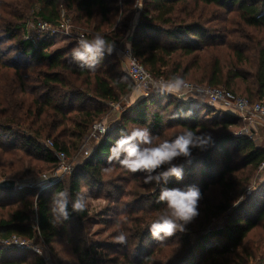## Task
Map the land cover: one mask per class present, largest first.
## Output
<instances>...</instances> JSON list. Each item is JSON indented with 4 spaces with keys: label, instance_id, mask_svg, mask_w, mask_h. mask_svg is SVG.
<instances>
[{
    "label": "trees",
    "instance_id": "1",
    "mask_svg": "<svg viewBox=\"0 0 264 264\" xmlns=\"http://www.w3.org/2000/svg\"><path fill=\"white\" fill-rule=\"evenodd\" d=\"M135 1L0 0V181L57 168L59 160L46 141L70 156L109 104L136 88L115 54H106L92 71L72 59L75 40L49 50L53 38L24 39L27 19L37 8L38 20L59 26L64 5L78 24L100 31L114 45L129 35L135 56L156 78L179 75L196 85L225 87L251 103L264 102V0H143L132 29ZM119 2L124 8L118 19ZM216 108L168 93L142 97L122 111L91 154L58 183L40 193L19 185L0 188V240L13 235L33 239L38 233L52 248L64 245L66 254H55L57 264L264 262V205L255 211L248 207V188L264 162V148L235 133L240 118L215 114ZM203 111L211 117L202 118ZM133 127L148 128L157 142L186 129L211 133L215 140L206 151L194 149L190 164L184 158L176 161L185 164L183 179L173 176L167 186L198 187L200 215L186 231L164 241L148 230L165 208L157 202L164 185L144 183L145 173H129L108 162L121 129ZM141 185L151 190L137 194ZM85 186L109 201L102 220L109 241L100 245L89 239L88 210L75 213L70 203L69 218L51 222L54 193L66 191L72 200ZM120 230L126 243L114 240ZM254 233L261 237L260 250L251 240ZM0 264L46 263L34 252L8 250L0 243Z\"/></svg>",
    "mask_w": 264,
    "mask_h": 264
},
{
    "label": "clouds",
    "instance_id": "2",
    "mask_svg": "<svg viewBox=\"0 0 264 264\" xmlns=\"http://www.w3.org/2000/svg\"><path fill=\"white\" fill-rule=\"evenodd\" d=\"M114 49V44L109 43L100 33L95 34L91 39L80 36L77 46L71 50V57L82 69L94 71L100 60L106 54L111 55ZM151 83L161 94L178 96L187 87L184 79L179 75L171 76L167 81H151ZM185 115L190 116L191 111L189 110ZM214 144L215 140L211 133L198 134L186 129L171 139L157 142L148 128L133 127L121 129L119 137L110 146L109 164L116 162L129 173H145L144 183L155 182L164 185L160 189L157 202L164 204L165 208L148 228L154 239L164 241L178 231H186V226L200 215L199 202L202 199V192L198 187H168L167 184L173 176L178 180L183 179L185 164L176 163L179 158H184L190 164L194 149L206 151ZM70 203L73 212L84 213L89 205L86 191L77 192L72 200L66 191L54 193L50 203L53 224L69 218ZM120 223L121 220L118 218L117 224ZM114 240L117 243H126V233L123 230L118 231Z\"/></svg>",
    "mask_w": 264,
    "mask_h": 264
},
{
    "label": "rangeland",
    "instance_id": "3",
    "mask_svg": "<svg viewBox=\"0 0 264 264\" xmlns=\"http://www.w3.org/2000/svg\"><path fill=\"white\" fill-rule=\"evenodd\" d=\"M121 4L122 3L119 2L120 12H119L118 19L121 17L122 9L124 8L123 5ZM142 7H143V0H136L135 3L133 4V8L135 11L131 14V20L129 22L132 29L139 19V11L142 9ZM62 8H65L68 14V17L70 18V34L64 35L63 33H60L56 37H54L52 45L48 48L49 50L60 48L74 40L78 42V38H79L78 35L80 34H85V36H88L87 39H91L97 33L101 34L100 31H96L92 27H86V26L78 24L74 19V15L72 13H68V10L66 9L64 5H60V9ZM37 11H38V8L30 12V17L29 19H27V24L25 26V29L23 30V37L24 35L26 36L28 34L27 30H29L30 33L33 35L37 34V30H35L37 29L36 23L38 20L37 19L38 17H36ZM128 37L129 35H127L124 39L119 41V43L114 45L115 49L112 53L116 55L117 59L120 62V66L122 69H124L123 62L125 59L124 57L125 50L131 46L130 40L128 39ZM186 82H191L195 84L192 81H186ZM142 93L143 91L140 88H135V90L132 93L121 98L119 102L109 104L108 112L104 115L102 119H99L96 122L104 123L109 128L112 127L113 124H115L116 122L120 120L121 113L123 110H125L128 107L133 106L139 99L143 97ZM176 96L179 98L178 95ZM199 101L202 102V100L200 99ZM221 112H227L237 117L232 112L227 111L226 109L220 108L217 106L214 113L219 114ZM210 115L211 114H208V111L207 112L203 111L201 113L202 118H206V116H210ZM245 127H246L245 123L241 119H239V126L237 129H235V133L246 135V132L244 131ZM91 129L92 127L90 128L86 137L83 139L79 149L73 150L70 156H68V160L73 166V168L77 166L78 164H80L85 158L89 156L87 155V152L89 151L92 152L95 145L101 139V137L99 138L95 136L93 137L91 134ZM247 135L254 136L257 145L262 148L264 147V127L258 128L256 133L249 132ZM55 169H48L42 172H36L34 174L25 176L20 181H16V186L19 185L21 187H30L33 189L35 188L37 192L40 193L42 190H45L53 185V184L49 185V183L45 184L46 183L45 180L47 179L46 176L49 177L50 175H52V172L55 171ZM67 174H64L60 178V180H58L56 183L61 181L62 178ZM248 189H249L248 193L250 194V197H249L250 203L248 204V207L251 211H255L256 209L258 210L264 205V168H262L261 170H258L256 176L251 181V185L249 186ZM150 190H151V187L146 186V185H141V187L136 188V193L137 194L143 193V192L146 193V192H149ZM81 191H86L89 197V205H88L87 210L89 211L90 215L88 219H86L84 222L86 230L88 232L89 239L91 242L96 243L97 245L103 244L106 241H109V236H108L109 232L106 231V226L104 223H102L103 217L105 216L104 213L106 211V208L109 205V201L104 197H96L92 193V190L87 186L83 187ZM211 195L212 196L216 195V192H212ZM1 213H2V210H0V214ZM220 224H222V219H219L217 221V225H220ZM33 225L34 227H36V222ZM195 236L196 234H193V238ZM251 240H253L254 243L255 242L258 243L259 250H260L262 246V240H261L260 235L258 233L256 234L254 233L251 237ZM29 245L30 246L28 249L27 248H11V249L28 250V251L34 252L35 254H38L37 252L34 251L35 248H38L41 250L42 254H45L46 256L50 258L51 263L49 264H57V261L55 259V254H66V252H64L65 248L63 247L64 246L63 244H56L55 245L56 249L52 248L47 243H45L43 238L39 237L38 233L36 237H34L33 240L30 241ZM11 249H8V250H11ZM253 264H264V262L258 263V261H256Z\"/></svg>",
    "mask_w": 264,
    "mask_h": 264
},
{
    "label": "built area",
    "instance_id": "4",
    "mask_svg": "<svg viewBox=\"0 0 264 264\" xmlns=\"http://www.w3.org/2000/svg\"><path fill=\"white\" fill-rule=\"evenodd\" d=\"M61 23L59 26H54L48 21L37 20L36 27L37 34L33 35L27 30L28 34L24 39L30 40L34 43L40 40L43 37H56L58 34L63 33L64 35L70 34V18L65 10V8L61 9ZM38 35V36H37ZM85 36V34H80L78 37ZM124 72L130 77L134 83L136 88H140L143 91V97L148 96L151 93L159 92L156 90L151 81H165L163 78H156L153 74L146 69V67L141 63V61L135 56L131 46L125 50L124 53ZM187 87L183 90V93L179 95V98L183 101H197L202 100L206 104L210 106L224 108L227 111L232 112L238 118H240L246 125L245 132L246 136L250 137L255 143L254 136L247 135L249 132L256 133L258 128L264 127V102L258 101L251 103L247 98L237 95L231 90L222 87V86H200L193 84L191 82H185ZM102 129L104 131H102ZM109 127H107L104 123L95 122L92 125L91 134L94 137H102ZM245 135V134H244ZM257 144V143H256ZM46 145L53 149L55 155L59 160V165L52 172V175L49 177L46 176L45 184H54L60 178L73 170V166L68 160V156L62 150H58L54 148V142L52 140H47ZM258 146V145H257ZM264 148V147H263ZM90 152H87V155H90ZM264 168V162L261 164L260 169ZM33 239H23L17 235H13L10 238L0 240V243L6 248H29L30 241ZM35 252L38 253L39 256L43 258L46 264L51 263V260L48 256L41 253V250L38 248L34 249Z\"/></svg>",
    "mask_w": 264,
    "mask_h": 264
},
{
    "label": "water",
    "instance_id": "5",
    "mask_svg": "<svg viewBox=\"0 0 264 264\" xmlns=\"http://www.w3.org/2000/svg\"><path fill=\"white\" fill-rule=\"evenodd\" d=\"M0 188L9 189V190L15 189L16 188V181L11 180V179L0 181Z\"/></svg>",
    "mask_w": 264,
    "mask_h": 264
}]
</instances>
